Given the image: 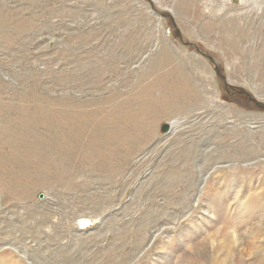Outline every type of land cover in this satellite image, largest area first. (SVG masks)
Instances as JSON below:
<instances>
[{
	"label": "rangeland",
	"instance_id": "374dc122",
	"mask_svg": "<svg viewBox=\"0 0 264 264\" xmlns=\"http://www.w3.org/2000/svg\"><path fill=\"white\" fill-rule=\"evenodd\" d=\"M215 263L264 264V0H0V264Z\"/></svg>",
	"mask_w": 264,
	"mask_h": 264
},
{
	"label": "bare ground",
	"instance_id": "6f19581e",
	"mask_svg": "<svg viewBox=\"0 0 264 264\" xmlns=\"http://www.w3.org/2000/svg\"><path fill=\"white\" fill-rule=\"evenodd\" d=\"M165 54V53H164ZM165 56V55H164ZM169 59V58H168ZM163 66V65H162ZM180 79V78H179ZM186 81V80H185ZM147 88V87H146ZM188 88V87H187ZM31 90V89H30ZM48 90V89H47ZM189 90V89H188ZM19 93H18V95H21L22 96V94H23V92H21V91H18ZM30 92V91H29ZM33 92V91H32ZM42 92V91H41ZM64 92H66V91H64ZM189 92V91H188ZM31 94V93H30ZM62 94V93H61ZM27 95V94H26ZM44 95V94H43ZM28 96H30V95H28ZM62 96H64V95H62ZM27 97V96H26ZM190 97V96H189ZM188 97V98H189ZM32 98V97H31ZM54 99V98H53ZM58 99V98H57ZM61 100V99H60ZM192 100V99H191ZM36 101V100H35ZM186 101V100H185ZM28 102V101H27ZM198 102V101H197ZM39 104V103H38ZM32 105H33V103H32ZM141 105V104H140ZM145 105V104H144ZM58 106V105H57ZM142 106V105H141ZM199 106V105H198ZM23 107V106H22ZM94 107V106H93ZM118 107V106H117ZM144 107V106H143ZM116 108V107H115ZM156 108V107H155ZM147 109V108H146ZM180 109V108H179ZM3 110V109H2ZM159 110V109H158ZM70 111V110H69ZM123 111V110H122ZM156 111V110H155ZM79 114V113H78ZM89 114V113H88ZM175 114V113H174ZM7 115V114H6ZM156 115V114H155ZM12 116V115H11ZM11 116H10V118H11ZM93 117V116H92ZM62 119V118H61ZM20 120V119H19ZM58 120V119H57ZM93 120V119H92ZM59 121V120H58ZM80 121V120H79ZM15 123V122H14ZM22 125V124H21ZM98 125H100V124H98ZM20 126V125H19ZM4 127V126H3ZM127 128V127H126ZM171 128H173V125L171 124V125H169V131L171 130ZM26 129V128H25ZM97 129V128H96ZM28 130V129H27ZM88 130H90V129H88ZM99 130V129H98ZM5 131H6V129H5ZM20 131V130H19ZM31 131V130H30ZM68 132V131H67ZM123 133V132H122ZM5 134V133H4ZM56 134V133H55ZM111 134V133H110ZM9 135V134H8ZM107 135V134H106ZM117 135V134H116ZM36 137V136H35ZM54 138V137H53ZM83 138V137H82ZM55 139V138H54ZM73 139V138H72ZM87 139V138H86ZM107 139V138H106ZM60 140V139H59ZM108 140V139H107ZM57 141V140H56ZM61 141V140H60ZM128 141V140H127ZM76 142H79V141H76ZM59 143V142H58ZM67 147V146H66ZM95 147V146H94ZM57 148H59V147H57ZM56 148V149H57ZM116 148V147H115ZM16 151V150H15ZM61 151V150H60ZM13 153H15V152H13ZM95 154V153H94ZM118 155V154H117ZM111 156V155H110ZM65 158V157H64ZM62 159V158H61ZM8 160V159H7ZM105 160V159H104ZM61 161H63V160H61ZM2 162H4L3 164H5V160L4 161H2ZM66 163V162H65ZM105 163V162H104ZM8 165V164H7ZM55 165V164H54ZM62 165V164H61ZM3 166H5V165H3ZM13 166H14V164H13ZM16 166V165H15ZM63 166V165H62ZM6 167V166H5ZM15 169V168H14ZM67 169V168H66ZM70 169V168H69ZM3 170V169H2ZM17 170V169H16ZM2 172V171H1ZM42 179V178H41ZM15 181V180H14ZM13 182V181H12ZM11 183V182H10ZM42 183V182H41ZM46 183V182H45ZM4 185V184H3ZM14 185V184H13ZM44 185V184H43ZM39 188V187H38ZM4 190V189H3ZM2 190V191H3ZM6 192V191H5ZM20 194V193H19ZM6 195V194H5ZM7 195H8V193H7ZM25 196V195H24ZM78 226L80 227V229H84V228H87V227H89V226H91V221L88 219H79V221H78ZM224 230H220L218 233H216V236H215V238H214V240H217L218 241V239L220 238V237H223L224 236ZM259 233V232H258ZM257 233V234H258ZM235 234V233H234ZM246 234V233H245ZM207 237V236H206ZM240 235H237V236H235V235H233L232 236V242H238L237 243V246H239L238 248H240V250H239V252H241V254L242 255H244L245 253H246V255H247V251H245V249L243 248V245H242V243H241V238H243V237H241ZM261 240V239H260ZM255 242V241H254ZM216 264V263H215Z\"/></svg>",
	"mask_w": 264,
	"mask_h": 264
},
{
	"label": "water",
	"instance_id": "95a60500",
	"mask_svg": "<svg viewBox=\"0 0 264 264\" xmlns=\"http://www.w3.org/2000/svg\"><path fill=\"white\" fill-rule=\"evenodd\" d=\"M161 131L163 133H167L169 131V125L168 124H164L162 127H161Z\"/></svg>",
	"mask_w": 264,
	"mask_h": 264
},
{
	"label": "built area",
	"instance_id": "2783aa9c",
	"mask_svg": "<svg viewBox=\"0 0 264 264\" xmlns=\"http://www.w3.org/2000/svg\"><path fill=\"white\" fill-rule=\"evenodd\" d=\"M171 32V31H170ZM168 34H170V33H168Z\"/></svg>",
	"mask_w": 264,
	"mask_h": 264
}]
</instances>
